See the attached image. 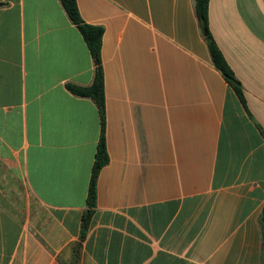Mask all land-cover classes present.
Listing matches in <instances>:
<instances>
[{
	"label": "crops",
	"instance_id": "crops-1",
	"mask_svg": "<svg viewBox=\"0 0 264 264\" xmlns=\"http://www.w3.org/2000/svg\"><path fill=\"white\" fill-rule=\"evenodd\" d=\"M104 29L109 162L91 52L60 0H0V264H263L264 0H77ZM77 254H76V249Z\"/></svg>",
	"mask_w": 264,
	"mask_h": 264
},
{
	"label": "trees",
	"instance_id": "trees-1",
	"mask_svg": "<svg viewBox=\"0 0 264 264\" xmlns=\"http://www.w3.org/2000/svg\"><path fill=\"white\" fill-rule=\"evenodd\" d=\"M196 15L199 20L200 26L207 32L206 43L207 48L211 56V60L218 71L222 74L226 82L236 92L243 104H245L244 93L240 81L237 79L233 70L227 63L222 51L218 47L215 39L209 30V5L210 0H194ZM62 7L67 13L71 22L78 28L82 37L84 38L88 48L91 52L94 62L95 73L92 85L88 87H80L74 84H68L67 89L76 96L91 98L99 111L100 123H101V135L98 143L95 162L92 169L88 197H87V209L82 217L81 223V240H84L88 232L92 217L95 213L97 206V180L101 169L109 162V156L106 147L105 138V118H106V104H105V86H104V74L102 68V40L104 35V29L99 26H93L87 24L82 20L79 12L77 0H60ZM260 227L263 239L264 249V211L260 217ZM76 249V254H77ZM264 264V262H263Z\"/></svg>",
	"mask_w": 264,
	"mask_h": 264
},
{
	"label": "water",
	"instance_id": "water-1",
	"mask_svg": "<svg viewBox=\"0 0 264 264\" xmlns=\"http://www.w3.org/2000/svg\"><path fill=\"white\" fill-rule=\"evenodd\" d=\"M205 35H207V32L205 31Z\"/></svg>",
	"mask_w": 264,
	"mask_h": 264
}]
</instances>
